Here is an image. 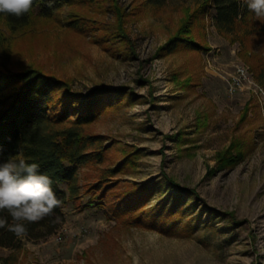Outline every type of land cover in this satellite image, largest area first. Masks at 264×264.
<instances>
[{
    "label": "rangeland",
    "instance_id": "1",
    "mask_svg": "<svg viewBox=\"0 0 264 264\" xmlns=\"http://www.w3.org/2000/svg\"><path fill=\"white\" fill-rule=\"evenodd\" d=\"M204 1L117 0L122 38L112 3L97 0L91 30L38 20L12 37L10 57L0 51V67L116 98L86 129L103 156L79 167L85 188L63 206L62 227L0 249V264H264V116L253 85L228 92L238 66L254 74L241 44L214 27L215 11L197 13ZM100 184L116 214L88 205Z\"/></svg>",
    "mask_w": 264,
    "mask_h": 264
},
{
    "label": "trees",
    "instance_id": "2",
    "mask_svg": "<svg viewBox=\"0 0 264 264\" xmlns=\"http://www.w3.org/2000/svg\"><path fill=\"white\" fill-rule=\"evenodd\" d=\"M95 1L34 0L31 11L20 18L0 14L2 55L10 57L8 51L12 37L21 30L31 28L38 20L71 32L91 30L94 26L86 25L89 22L86 21V13H89L86 9ZM98 2L112 3V10L118 19L114 25L115 37L126 38L123 14L117 0ZM212 10L216 14L212 19L216 30L230 41L241 44L242 57L250 65L256 81L264 87V17L257 18L243 0H205L197 13L202 15ZM172 44L185 45L191 50L203 49L196 42L181 37H176ZM6 65L0 67V164L21 158L27 163H36L37 174L51 178L53 191L61 201L51 216L38 223L27 224L26 238L41 240L62 227L65 203L81 197L85 187L81 185L79 167L92 156L101 160V153L91 152L96 140L87 136L86 129L107 108L116 104V98H111V93L106 94L103 89L87 94L76 93L68 81L55 75L36 68L13 70ZM63 185H67L68 193L62 189ZM109 190L111 186L107 184L89 186L85 192L91 195L88 205L98 207L106 204L114 208L116 214V206L107 199ZM143 203L141 200L139 206ZM124 213L126 211L119 215ZM0 217L7 218L11 223L7 212H0ZM20 240L6 228L0 229V249L13 248Z\"/></svg>",
    "mask_w": 264,
    "mask_h": 264
},
{
    "label": "clouds",
    "instance_id": "3",
    "mask_svg": "<svg viewBox=\"0 0 264 264\" xmlns=\"http://www.w3.org/2000/svg\"><path fill=\"white\" fill-rule=\"evenodd\" d=\"M257 18L264 17V0H243ZM34 0H0V14L17 18L29 13ZM38 165L25 159L0 164V212H7L11 223L0 217V229H7L17 238L28 235L27 224L38 223L51 216L61 205L52 188V180L37 174Z\"/></svg>",
    "mask_w": 264,
    "mask_h": 264
},
{
    "label": "built area",
    "instance_id": "4",
    "mask_svg": "<svg viewBox=\"0 0 264 264\" xmlns=\"http://www.w3.org/2000/svg\"><path fill=\"white\" fill-rule=\"evenodd\" d=\"M248 85H253L255 88L254 92L259 103H261V111L264 116V87L254 80V77L245 67L238 66L235 73L229 78L228 92L233 95L237 91L245 89Z\"/></svg>",
    "mask_w": 264,
    "mask_h": 264
}]
</instances>
